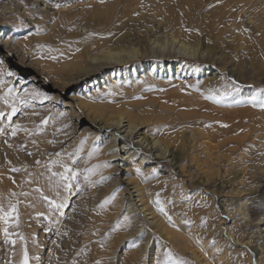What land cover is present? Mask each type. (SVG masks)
Returning a JSON list of instances; mask_svg holds the SVG:
<instances>
[{
  "label": "rangeland",
  "instance_id": "1",
  "mask_svg": "<svg viewBox=\"0 0 264 264\" xmlns=\"http://www.w3.org/2000/svg\"><path fill=\"white\" fill-rule=\"evenodd\" d=\"M156 1L157 3L153 0H49L52 9L49 13H43L32 8L31 0H0V31L10 35L16 49L15 58L14 54L0 58L2 62L0 68L14 73L12 77L5 76V81L15 93L21 96L24 95L25 89L29 92L35 89L49 97L47 100L26 97L31 99L32 107L22 108L21 112L12 117L11 124L13 125L19 123L30 130L36 125L43 128L42 132H34L32 136H27L23 131H18L15 136L11 135V129L4 127L9 123L7 113L10 108L0 103V111L5 112V116L0 117V129L4 128L0 130V175L2 176L0 178V203L6 206V198L11 192L29 193L28 196L16 198L21 201L18 205L20 224L19 227H10L11 232L22 233L25 242L22 244L18 241L16 245L5 244L2 232L3 223L0 222V264H19L23 246L27 247L30 257H40L39 261L30 260L29 264H73V261L75 264H97V262L99 264H156L158 258H163L164 249H168L174 258H182L188 264H198L197 260L188 253L182 252L181 248L170 243L165 236L163 237L151 226L149 227L144 218L136 221L137 234L143 232L142 237L137 238V234L128 239L119 237L121 230H127L133 225L117 200L122 194L120 192L123 186L121 179L124 176L119 170L117 171L118 166H114V162L108 156L110 150L105 148L107 140L105 143L101 142L100 138L98 139L100 135L93 140L89 139V133L95 129L86 121L83 112L76 107L75 103L69 101L68 96L73 86L59 89L64 76V73L60 71L62 73L60 78L59 65L70 59L74 50L78 51L83 46L103 37L116 38L119 35H131L133 41H139L137 43L142 46L145 44V38L150 29L160 28L169 32L171 26L180 32L190 31L191 28L196 30L204 40L214 46L218 60L220 59L212 64L206 61L198 63L201 67L209 66L212 72L217 73L214 79L212 75L199 76L196 80L188 82L191 89L187 91L196 93L198 96L200 95L199 87L204 85L203 92L206 96L200 95V100L208 96L210 88L222 90V85L231 81L243 86L239 93L231 96L238 95L237 100L251 95L257 88L264 87V33L260 32L262 33L260 34L252 23H248L247 15L240 16L242 19L240 27L224 31L216 39L219 26L215 21L214 10L223 0ZM55 4H60V7H55ZM13 5L18 8L23 7L24 11L19 13L10 11ZM38 45L45 47L41 50ZM49 47L55 51L49 52ZM19 54L23 55L25 63L30 64L28 67H22L17 63L16 58ZM49 55L55 56L56 59H49ZM147 59L152 58L147 57ZM41 70L42 74L37 75ZM28 71H31L34 77H31ZM151 83L138 86L139 89L131 94L123 93L122 95L120 91L115 90L107 92L108 95L97 92L94 94L97 99L105 97L104 102L107 104H115L124 100L146 101L151 98L178 109L184 107L180 104V98L173 93L176 90L175 86L174 88L173 85L164 87L161 84ZM3 91L4 86L0 85V92ZM206 102L214 106L213 100L211 102L209 99ZM240 105L246 107L250 104L241 103ZM250 107L259 108L252 105ZM234 108L237 107L226 109ZM157 112H160L158 118L160 120L156 121L151 118L150 121L145 122L146 129L160 132L162 128L163 132H175L183 128H193L201 119L196 118L195 122L170 123L174 121L171 116H167L162 111ZM60 113L64 115L61 116ZM44 118H47V123L41 124ZM206 123L213 125L216 121L202 122V126H208ZM221 123L228 126L231 122L225 119ZM83 127L87 128L81 132ZM84 137L87 139L81 146L80 142ZM32 140L36 143L33 144ZM49 141H55V143H49ZM77 148H80V151L78 155H75L73 164L69 160L68 153L75 154ZM248 148L247 150L251 152L250 158L256 157L261 152L264 153V150L259 149L258 146ZM57 152L61 153L60 159L74 170L99 166L90 177L92 181H98V183L89 185L84 181L83 174L78 173L77 181L73 182L74 194L69 197L68 206L63 209V216H60L58 212L49 214L46 205L42 201H37L38 193L35 191L40 188L51 199H59L55 191L48 187L46 179L48 173L45 168L47 162L55 158ZM89 153L92 154L89 155ZM150 162L155 168L152 169V173L145 174L141 179L146 183L150 182L154 202L159 194L161 203L171 216L172 220L169 222L165 215L158 211L164 216V223L167 227L183 230L188 236H195L197 245L207 239L209 243L207 246L213 248V251L218 252L217 249H219V251L226 252L228 264H258L251 247L238 244L239 242L230 238L226 232L221 233L229 224V218L223 208L225 206L230 208L233 201L238 198L231 193L233 186L231 172L217 179L214 185L211 184L213 188L207 191L204 185L198 184L189 176L177 178V170L170 166L167 160L151 159ZM105 164L107 166H104ZM165 166H169L167 169L170 175L168 184L166 181H159L157 176ZM13 168L21 170L12 171ZM234 168L238 169L237 165ZM140 169L141 174H144L145 169L143 167ZM62 170L58 164L53 165V171ZM153 170H155L154 174ZM101 177H107V179L102 180ZM245 178L247 187L255 186L260 180L259 176L252 180L248 179V176ZM76 182L81 185L80 191L75 189ZM59 191L61 196L65 195L62 189ZM113 193H115L114 199L100 207ZM169 200L172 203H169ZM29 205H34V207ZM156 207H158L157 204ZM38 212L44 215L38 217L36 215ZM124 216L129 218V223L126 227L116 229V222H123ZM217 216L223 221L222 231L212 232L216 226ZM196 217L197 220H195ZM57 219L59 223H55ZM202 219L203 223H201ZM185 220H191L192 223L185 224ZM146 227L148 228L144 232ZM45 229L49 230L45 231ZM57 231L61 234L56 235ZM234 234L233 238H236L237 232L235 231ZM12 239H16V236ZM132 243L136 246H131ZM151 248L155 253L152 261H149L148 252Z\"/></svg>",
  "mask_w": 264,
  "mask_h": 264
},
{
  "label": "bare ground",
  "instance_id": "2",
  "mask_svg": "<svg viewBox=\"0 0 264 264\" xmlns=\"http://www.w3.org/2000/svg\"><path fill=\"white\" fill-rule=\"evenodd\" d=\"M153 1L157 3L156 0ZM31 2L35 11L49 13L52 9L49 0ZM220 3L214 10L215 21L219 26L216 39L222 32L240 27V16L243 15H247L248 23H252L259 33H264V0H223ZM12 8L9 10L16 13L24 9L18 6ZM224 21L226 23H223ZM175 29L177 28L172 26L169 32L160 28L150 29L142 46L137 43L139 41H133L131 35H119L115 36L116 38L103 37L78 51L74 50L73 56L59 65L58 73H64L59 89L73 86L68 96L69 101L75 103L83 112L86 121L95 129L89 133V139L93 140L100 135L98 139L100 138L101 142L105 143L107 140L105 148L110 150L108 156L114 162L113 165L118 166L117 171L124 176L121 179L122 194L117 200L133 225L127 230H121L122 233L118 235L121 239L134 237L138 231L136 221L144 218L149 227L181 248L182 252L188 253L198 264L229 263L226 252L213 251V248L207 246V239L197 245L195 236H188L183 230H175L165 225L164 216L158 212L154 202L150 182L146 183L141 179L145 174L152 173L155 168L150 162L151 159H164L177 170V178L189 176L198 184L204 185L207 191L217 179L231 172V193L238 198L230 208H223L229 218L224 232L221 227L223 221L218 216L212 232H226L230 238L239 242L238 244L248 245L254 251L258 264H264V153L250 158L251 152L247 150L249 146H258L264 150V109H252L251 104L244 107L241 103H235L238 95L227 98L221 104L214 101V106H211L206 102L209 100L206 97L200 100V95L206 96L203 92L204 85L199 87V96L188 92L187 90L191 89L188 82L196 80L199 76L212 75L214 79L217 74L212 72L209 66L201 67L198 63L206 61L212 64L220 59L218 60L214 46L204 40L196 30L191 28L190 31L180 32ZM15 51L10 35L1 30L0 58H5L8 54H14L15 58ZM23 60V55L20 54L16 58L19 65L28 67L30 64ZM42 72L41 70L37 75ZM28 74L34 77L31 71ZM61 75L62 73L60 78ZM151 82L164 87L175 86L173 93L180 98V104L184 107L178 109L151 98L146 101L133 99V102L124 100L107 104L104 102L105 97L97 99L94 94H106L113 90L120 91L122 95L131 94L139 89L138 86ZM70 102L67 104H71ZM230 107L237 108L226 109ZM157 111L171 116L174 121L170 123L195 122L196 118L201 119L199 123L197 121V126L175 132H163L162 128V132L146 129L145 122L151 118L160 120V112ZM225 119L231 122L228 126L221 123ZM214 120L216 123L213 125L206 123L208 126H202V122L209 123ZM85 128L83 127L81 132ZM236 165L238 169L234 168ZM141 167L145 169L144 174H138L136 171ZM167 169L169 166H165L157 176L159 181H166L168 184L170 175ZM246 176L251 180L259 176L260 180L255 186L247 187ZM147 228H144V232ZM235 231L237 237L233 238ZM154 253L151 248L149 257L147 256L149 261H152Z\"/></svg>",
  "mask_w": 264,
  "mask_h": 264
},
{
  "label": "snow or ice",
  "instance_id": "3",
  "mask_svg": "<svg viewBox=\"0 0 264 264\" xmlns=\"http://www.w3.org/2000/svg\"><path fill=\"white\" fill-rule=\"evenodd\" d=\"M55 7H60V4H55ZM38 47L43 50L44 45H38ZM49 52L55 51L54 49L48 48ZM49 59H56L55 56H48ZM2 63V62H0ZM12 77L14 76V73L9 71L8 69L0 68V85L4 86V91L0 92V103H3L4 105H7L10 108V111L7 113L8 121L9 123L6 124L5 128L11 129V135L15 136L18 131H23L27 136H32L34 132L39 133L43 131V128L40 125H36L34 129H28L24 127L23 125L17 123L15 125L11 124L12 117L16 115L17 113L22 111V108H29L32 107L31 99L36 98H42V99H49L48 96H46L44 93L39 92L38 90L33 89L31 92H29L28 89H25L24 95L21 96L17 93H15L11 86L5 81L4 77ZM199 83V82H198ZM192 87H196V85H192ZM243 86L240 84H237L235 81H231L230 83H226L225 85H222V90L220 89H209V94L206 97V99H210L215 101L218 104L224 103L227 98L231 97L234 93H239L241 91V88ZM250 87V86H249ZM198 90V89H197ZM218 93V94H217ZM26 97H31V99H27ZM235 103H247L251 104L253 107H259L261 109H264V87L255 89L251 95L242 98L241 100H236ZM34 115H38L37 113H33ZM60 115H64V113H60ZM5 112L0 111V117H4ZM47 118H44L41 121V124H46ZM64 127H67V125H64ZM2 130V129H0ZM87 137H84L80 144L81 146L84 143V140H86ZM32 143L35 144L36 141L32 140ZM49 143H55V141H49ZM11 147V145H9ZM22 147V146H21ZM80 151V148H77L76 153H68L69 160L75 163V155H78ZM93 151H97V149H93ZM92 153H89L91 155ZM31 155V153H29ZM61 153L57 152L55 153V158L49 160L47 164L45 165L46 171L48 173L46 179L48 183V187L50 190L55 191L56 196L59 197V199H51L49 196L45 195L43 190L40 188L35 189V191L38 193V196L36 197L38 202H43L46 207L49 210V214L53 212H58L60 216L64 215L63 209L68 206V199L71 195H73V182L77 181L78 173H82L84 177V181L88 183L89 185L93 183H98V181L94 182L90 179V177L95 173L96 169L99 167L98 165H94L91 168L83 169V170H74L73 167H71L69 164L64 163L63 160L60 159ZM37 163H40V161H37ZM59 165L63 170L62 171H53V165ZM104 166H107L106 164ZM21 169L13 168L12 171H20ZM138 174H141V170L139 168L136 169ZM155 173V170H153V174ZM43 175V174H42ZM147 179L148 177H144ZM101 179H107V177H101ZM14 182V181H13ZM60 189L63 190L65 195L61 196ZM75 189L77 191L81 190V185L79 182L75 183ZM29 193L26 192H11L9 194V197L6 198V206L4 203H0V222L3 223V236H4V243L5 244H12L16 245L18 241L22 242V244L25 242V237L22 233H14L10 231V227H19L20 224V214L18 205L21 203L19 199H16L19 196H28ZM115 193L112 194V196H109L105 199V201L100 205V207H103L105 204H108L111 202L112 199H114ZM184 199H188L187 197H184ZM157 204V210L165 215V217L171 222L172 218L168 215L167 211L165 210V206L161 203L159 199V194H157V199L155 201ZM169 203H172L171 200H169ZM199 203V202H197ZM30 207H34V205H29ZM36 215L43 216V213H36ZM45 219H48V217H45ZM55 223H59V220L57 219ZM129 223V218L127 216H124L123 222L117 221L116 222V229L120 227H126ZM185 224H191V220H185ZM203 223V219L201 221ZM113 229V230H116ZM49 229H45V231H48ZM61 233L59 231L56 232V235H60ZM64 235H67V233H64ZM13 236H16V239H12ZM143 236V232L137 234V238H140ZM199 243V241H197ZM33 243H35V240H33ZM55 244V241H53ZM214 243V242H213ZM58 246V245H57ZM131 246L135 247V243H132ZM219 251V249H217ZM162 259L158 258L156 264H188L187 261H185L182 258H174L172 253L168 249H164L162 253ZM30 260H36L39 261V256H29L28 250L26 246L22 247V256L19 261V264H29ZM73 264H75V261H73ZM99 264V262H97Z\"/></svg>",
  "mask_w": 264,
  "mask_h": 264
}]
</instances>
